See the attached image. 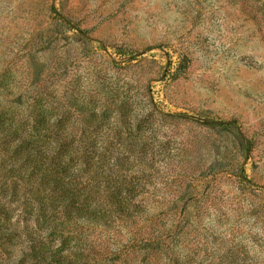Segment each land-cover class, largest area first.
Listing matches in <instances>:
<instances>
[{
  "label": "rangeland",
  "instance_id": "rangeland-1",
  "mask_svg": "<svg viewBox=\"0 0 264 264\" xmlns=\"http://www.w3.org/2000/svg\"><path fill=\"white\" fill-rule=\"evenodd\" d=\"M0 121V264H264V0H0Z\"/></svg>",
  "mask_w": 264,
  "mask_h": 264
},
{
  "label": "trees",
  "instance_id": "trees-1",
  "mask_svg": "<svg viewBox=\"0 0 264 264\" xmlns=\"http://www.w3.org/2000/svg\"><path fill=\"white\" fill-rule=\"evenodd\" d=\"M212 123H214V122H208V124H212ZM0 127H2V129L7 131V132H10L12 130V128H10L6 124H4L3 121H0ZM20 145H23V143H20ZM65 190L66 191H64L62 193V199L63 200H64L65 197H69V196L72 197V194H71L72 191L68 190V189H65ZM62 199H61V201H62ZM74 205H75V207L77 206L76 213L83 211V209H84L83 206L79 207L78 203H76ZM110 212H112V211H110ZM112 213H115V212H112ZM118 215H120V214H118ZM102 217H103V215H102ZM45 246L46 245L38 246L39 248H36L35 246H32L31 248H32V256H33V258L40 259L42 261H51V262H54L56 264H71L69 261H64L61 258V256H58L57 253H55L54 251H50L48 249V247H45Z\"/></svg>",
  "mask_w": 264,
  "mask_h": 264
},
{
  "label": "water",
  "instance_id": "water-1",
  "mask_svg": "<svg viewBox=\"0 0 264 264\" xmlns=\"http://www.w3.org/2000/svg\"><path fill=\"white\" fill-rule=\"evenodd\" d=\"M218 123H226L225 121H219ZM241 171H242V169H241Z\"/></svg>",
  "mask_w": 264,
  "mask_h": 264
}]
</instances>
